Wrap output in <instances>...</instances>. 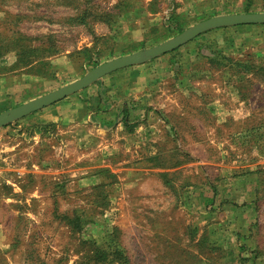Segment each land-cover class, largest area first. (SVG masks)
Segmentation results:
<instances>
[{
	"label": "rangeland",
	"instance_id": "obj_1",
	"mask_svg": "<svg viewBox=\"0 0 264 264\" xmlns=\"http://www.w3.org/2000/svg\"><path fill=\"white\" fill-rule=\"evenodd\" d=\"M175 1L180 2L0 0V72L34 68L58 73L50 93L119 58L109 56L110 49L123 39L128 51H143V8L156 10L166 2L169 9ZM211 12L156 30L148 48L219 16ZM168 14L152 13L151 24ZM91 51L98 53L95 60ZM166 102L150 118L165 129L147 178L143 164L133 162L124 149L110 166L82 164L80 179L70 164L74 144L63 150L68 155L64 163L51 148L36 150L33 156L25 151L11 154L5 179L14 176L22 189L16 188L15 197L0 195V264H218L203 243L209 236L199 224L200 218L210 222L215 212L222 213L224 205L230 206V225L242 214L249 216L247 229L234 234L236 243L243 242L237 246L235 264H264V102L259 116L250 121L228 119L217 125L214 118L201 116L183 120L178 130L169 126ZM24 122L17 120L0 134H19ZM241 128L252 131L240 133ZM97 168L107 172L91 179V170ZM2 183L11 194L15 185ZM187 185L192 188L188 196ZM243 203L245 212L237 213L235 208Z\"/></svg>",
	"mask_w": 264,
	"mask_h": 264
},
{
	"label": "crops",
	"instance_id": "obj_2",
	"mask_svg": "<svg viewBox=\"0 0 264 264\" xmlns=\"http://www.w3.org/2000/svg\"><path fill=\"white\" fill-rule=\"evenodd\" d=\"M175 2L169 9L164 7L166 2L163 8L156 10L148 9V5L143 8V48L148 49L156 30H166L173 22L184 25L195 20L198 13L204 15L213 11L212 15L220 16L264 12V0ZM162 12L171 14L152 25V13L161 15ZM126 48L123 39L110 49L109 56L121 57L134 52ZM93 54L91 51V59ZM97 56L95 53L93 59ZM57 76L58 73L43 74L34 68L26 72L19 69L0 72V112L47 94ZM165 101L171 108L168 116L174 123L169 125L173 130H178L187 118H214L217 125H221L228 119L243 122L259 116V105L264 102V25L209 30L165 55L106 75L84 90L22 118L25 124L17 131L19 134L11 130L0 134L1 197H15L22 189L14 176L11 180L5 179V165L11 154L13 157L25 151L30 156L36 150L51 148L59 163H64L68 155L63 150L69 144L75 146V157L70 159V164L75 166L76 176L81 175L79 179L85 173L82 164L110 166L121 149L133 162L143 164V178H147L159 156L165 129L157 122H150V118ZM7 127L10 126L1 129ZM250 130L241 128L239 132ZM33 166L37 165L33 163ZM99 169L91 170V179L107 172H98ZM61 171L63 175L68 173L64 168ZM2 182L15 185L11 194L8 193L10 187L6 186L5 191ZM191 190L187 185L185 194L188 196ZM244 206V203L237 206L235 211L245 212ZM228 209L230 206L224 205L222 213L215 212L210 222L200 218L203 221L199 224L201 233L205 230L209 236H203V243L209 246L218 264L237 263V246L243 242L236 243L234 234L248 227L249 216L243 214L230 225Z\"/></svg>",
	"mask_w": 264,
	"mask_h": 264
},
{
	"label": "water",
	"instance_id": "obj_3",
	"mask_svg": "<svg viewBox=\"0 0 264 264\" xmlns=\"http://www.w3.org/2000/svg\"><path fill=\"white\" fill-rule=\"evenodd\" d=\"M240 25H264V12L216 16L190 27L176 37L155 47L144 49L143 51L122 56L104 63L75 82L1 113L0 129L84 90L106 75L165 55L209 30Z\"/></svg>",
	"mask_w": 264,
	"mask_h": 264
},
{
	"label": "trees",
	"instance_id": "obj_4",
	"mask_svg": "<svg viewBox=\"0 0 264 264\" xmlns=\"http://www.w3.org/2000/svg\"><path fill=\"white\" fill-rule=\"evenodd\" d=\"M247 11V10H246Z\"/></svg>",
	"mask_w": 264,
	"mask_h": 264
}]
</instances>
